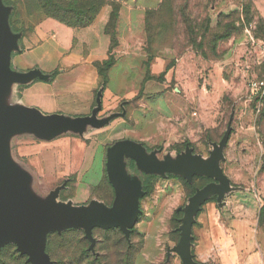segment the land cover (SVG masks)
<instances>
[{"label": "rangeland", "instance_id": "1", "mask_svg": "<svg viewBox=\"0 0 264 264\" xmlns=\"http://www.w3.org/2000/svg\"><path fill=\"white\" fill-rule=\"evenodd\" d=\"M75 1L81 4L80 0ZM142 1L137 0L138 3ZM108 5L112 9V4L106 1L101 10ZM247 6L248 14L245 16ZM0 7L5 9L0 22L9 38L8 70L25 76L24 81L9 83L3 88L8 90V94H0L1 104L17 98L19 89L36 81L53 86L62 67L52 71L44 70L42 64L24 66L23 70L16 68L15 56L23 55L49 36H55L51 23L59 21L40 10L38 0H0ZM117 7L118 3H113L114 11ZM208 13L211 29L206 40L214 36L218 18L235 27L234 31H228L229 35L217 38L214 54L205 45L206 57L188 47L180 55L171 49L174 54L165 60L167 69L155 74L150 70L154 59L149 62L146 59L119 60L114 56V67L103 81L96 63L108 59V54L104 60L93 62L98 82L92 89H85V76H72V82L67 84L68 91L62 98H56L58 109L45 111L23 107L40 117L53 115L65 119L94 120L80 122L79 128H51L45 134L15 130L7 139L12 174L25 177L23 187L31 202L43 204L52 190L63 186L57 196L60 201L90 205L101 204L104 200L105 210L121 213L119 209L112 208L116 193L107 173V149L112 145L127 142L141 147L146 156L153 155L158 161L177 159L185 153L206 160L214 152V144L223 142L217 164L228 180L229 189L222 196L215 193L206 202L216 203L219 212L216 213V225H220V230L225 229L228 236L233 237L237 228H245L243 225L238 227L239 220L252 219L249 225L252 238L264 254V98L257 108L258 101L250 97L248 91V81L262 75L260 48L264 46V0L214 1ZM197 15L202 19L204 13L197 11ZM115 24L109 21L106 31L112 33ZM221 32L223 30L216 33ZM199 39L198 36L197 41ZM77 41L78 38L73 36L71 52ZM187 49L199 57L195 70L185 64L176 72V59ZM80 64L73 60L69 67L73 69ZM217 64L222 65V70L217 78H210L209 73ZM51 103L54 104L52 98L49 105ZM121 159L123 177L134 190L137 209L136 220L128 234L120 229L128 245L139 246L133 264H178L177 259L181 256L176 247L181 237L187 199L198 188L219 180L197 173L195 175L211 179L199 186L203 180L194 176L161 171L140 164L126 154H122ZM226 198L231 199L230 208ZM203 210L201 204L195 213L196 219ZM70 228L82 229L89 251L97 256L104 250L97 242L102 232L94 229L116 227L93 226L91 239L86 237L84 228L77 225L50 230L42 246L50 264L53 259L46 251L47 235L50 232L60 234ZM108 236H111L109 242L121 238L114 232ZM7 243L14 244L20 254L27 256L25 262L33 264L29 255L18 249L15 241ZM117 252L118 248L108 250L104 261L119 264ZM20 263L8 253L0 262Z\"/></svg>", "mask_w": 264, "mask_h": 264}, {"label": "water", "instance_id": "2", "mask_svg": "<svg viewBox=\"0 0 264 264\" xmlns=\"http://www.w3.org/2000/svg\"><path fill=\"white\" fill-rule=\"evenodd\" d=\"M5 9L0 7V15ZM9 38L0 22V94L9 83L22 82L25 76L8 70ZM0 104V246L9 241H15L18 249L29 255L33 264H50L49 256L43 251V239L50 230H61L68 225L81 226L86 237L91 239L93 226L119 227L126 235L136 220L137 209L134 201V190L123 177L122 154L134 158L138 163L163 171L181 173L191 176L192 173H203L218 179L201 189H197L185 207V218L182 219L181 237L176 250L183 264L194 263L191 258L183 256V243L190 237L193 202L201 195H207L210 190L222 196L229 189L228 180L221 172L217 159L221 155L224 143L214 144V152L204 160L199 156L185 153L177 159L158 161L153 155L146 156L141 147H135L127 142H117L107 149V173L115 188V198L112 208L119 212H109L101 204L73 205L70 201L57 199L58 186L45 199V203L36 204L29 200L24 191L25 177H15L8 158L7 139L15 130H26L37 134H45L53 129L79 128L80 122H93V119H65L61 116L40 117L18 105ZM195 264V263H194Z\"/></svg>", "mask_w": 264, "mask_h": 264}, {"label": "crops", "instance_id": "3", "mask_svg": "<svg viewBox=\"0 0 264 264\" xmlns=\"http://www.w3.org/2000/svg\"><path fill=\"white\" fill-rule=\"evenodd\" d=\"M106 1H115L119 4L116 24L117 46L111 53L119 60L147 59L148 53L145 49V13L149 9L158 8L162 0H143L141 3H138L137 0ZM110 11L109 5L104 7L92 25L81 29L71 28L60 22L51 23L55 28V36H49L46 41L37 44L21 56L16 55L13 62L14 66L19 70H23L24 66L36 64H42V68L47 71H52L61 66L62 72L58 74L57 82H53V86L50 83H39L38 81L28 86H23L18 90L17 98L5 101L2 106L18 105L53 111L59 108L56 105V98H62L65 92L68 91L69 87L67 88V84L69 85V82H72V76H85V89L89 90L96 86L98 78L93 62L104 60L108 56L110 36L104 31V27L108 21ZM73 36L78 38V44L75 48H72L71 52ZM65 52H69V54H65ZM173 52L174 50L171 49L159 51L151 64V73L155 74L164 71L165 60L168 56H172ZM198 58L193 50L187 49L176 59L178 63L176 72H178L180 67H184L185 64L194 71L195 62L198 61ZM73 60L80 62L81 66L73 69L69 67ZM221 70L222 65L217 64L209 73V77L217 78ZM64 83H66V86ZM56 85L57 87H55ZM4 92V94H8L7 89ZM51 98L54 104L51 103L49 105ZM195 174L197 173H192L191 176ZM207 184L202 186V188ZM207 193V195L199 196L193 202L192 222L190 226L191 238L186 239L183 243V256L191 258L195 264H264V254L258 250L252 238L253 233L250 231L249 225H251L253 220L251 219V221L249 217L239 220L237 222L238 227L243 225L245 228H237L234 231L233 237L232 235L228 236L225 229L221 228L220 230V225H216V213H219L216 203L211 201L206 202L215 193L212 190ZM192 196L188 197L187 203H189ZM201 204H203L204 210L197 215L196 219L195 213ZM231 204V199L229 198V208ZM101 205L105 207L103 201ZM184 218V225L186 227V216L182 217V219ZM194 237L195 239L192 241ZM177 262L180 264L182 259H177Z\"/></svg>", "mask_w": 264, "mask_h": 264}, {"label": "trees", "instance_id": "4", "mask_svg": "<svg viewBox=\"0 0 264 264\" xmlns=\"http://www.w3.org/2000/svg\"><path fill=\"white\" fill-rule=\"evenodd\" d=\"M214 1L219 0H162L158 8L147 10L144 17L145 49L148 53L146 61L149 62L151 59H154L158 52L165 48L177 50V54L180 55L181 51L188 47L206 57V53L203 51L205 45L210 50L209 52L214 54L213 49L216 46L215 42L217 38H221L224 36L223 34L229 35L230 32L228 31H234L235 29V27H230L228 23H223L221 18H218L214 26L216 29L214 36L206 40V34L211 29L208 9ZM80 2L81 4H77L75 0L67 2H64V0H38V6L47 16L74 28L85 27L92 23L101 8L105 5L106 0H80ZM107 2L110 5L112 4L108 21L104 27V31L110 36L108 52L110 56L103 62L96 63L98 75L103 77V81L107 79L108 72L114 64V54L111 51L117 46L116 18H118L119 10V4L117 9L113 10V3L117 4V2ZM194 11L196 12L194 13ZM197 11L204 13L202 19H200V15H197ZM244 12L246 16L248 14V6ZM109 21H113V25L116 22L115 26H113L115 32L108 33L106 31ZM220 29L223 32L216 33L220 32ZM198 36L200 39L197 41ZM165 68L167 69V67ZM194 178L203 180L199 186L211 180L210 178L198 175H194ZM106 182L110 186L107 180ZM195 185L198 186L196 182ZM94 230L102 232L97 242L101 244L100 248L104 251H101L97 256H94L89 251L88 242L83 237L82 229L70 228L60 234L50 232L47 235L46 251L49 253L51 259H53L52 264H107V261H104L106 252L112 248H118L119 264H133L134 256L139 251V246L128 245L126 240L123 239V232L120 228H95ZM112 232L120 234L121 238L117 241L109 242L111 236H108V233ZM7 253L14 260L20 261V264H30L25 262L27 256L20 254L16 250L15 245L11 243L3 244V247L0 249V262L4 260ZM54 254L57 255L58 259L54 257Z\"/></svg>", "mask_w": 264, "mask_h": 264}, {"label": "built area", "instance_id": "5", "mask_svg": "<svg viewBox=\"0 0 264 264\" xmlns=\"http://www.w3.org/2000/svg\"><path fill=\"white\" fill-rule=\"evenodd\" d=\"M260 64L262 65V75L248 81V91L250 92V97L258 101L257 108H259L264 98V46L260 48Z\"/></svg>", "mask_w": 264, "mask_h": 264}]
</instances>
